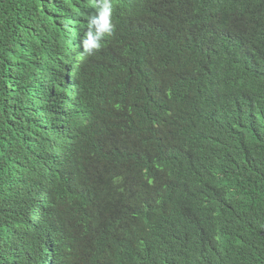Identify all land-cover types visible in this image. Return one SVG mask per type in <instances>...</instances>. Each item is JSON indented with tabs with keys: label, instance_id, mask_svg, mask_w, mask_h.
Masks as SVG:
<instances>
[{
	"label": "trees",
	"instance_id": "trees-1",
	"mask_svg": "<svg viewBox=\"0 0 264 264\" xmlns=\"http://www.w3.org/2000/svg\"><path fill=\"white\" fill-rule=\"evenodd\" d=\"M40 1L0 0V220L22 223L15 209L37 199L38 182L16 190L25 165L4 166L11 122L67 94L58 119L77 180L48 171L49 207L101 264H264V0H112L130 9L91 55L80 39L94 0ZM30 138L52 160L56 139ZM86 244L55 264H86Z\"/></svg>",
	"mask_w": 264,
	"mask_h": 264
},
{
	"label": "clouds",
	"instance_id": "clouds-1",
	"mask_svg": "<svg viewBox=\"0 0 264 264\" xmlns=\"http://www.w3.org/2000/svg\"><path fill=\"white\" fill-rule=\"evenodd\" d=\"M56 1L65 2L66 0ZM40 3L46 6L54 4L52 0H41ZM37 4L38 0H35V5ZM92 5L94 11L89 16L87 28L82 31L83 35L80 39L82 53L89 55L101 49L102 44L114 32L115 19L130 9L119 8L113 11L112 0H94ZM26 19L25 13L21 11L16 20L17 25H20ZM62 66L64 71L62 76H65L67 67L65 64ZM15 67V63H10L6 60L2 70L7 71ZM66 95L65 97L58 96L53 98L50 92L48 98L42 96V102H47L46 105L42 106L36 100V104L32 107V116L22 118L19 125L11 122V126L14 129H9L10 131L8 132H11L9 139L1 144L3 150L9 151V154H6L4 166L9 163V158L12 157L13 165L23 164L25 165L24 169L28 171L16 186V190L19 192L20 189L29 186L31 182H38V190L34 196L37 198L36 202L29 205L28 210H24V206L20 205L14 211L19 212L22 223L16 225L6 220H0V246L8 252L11 264H55L54 261L57 254L62 253L66 256V259H71L75 251L79 250L83 244H86L77 232H67L62 228V219L65 216V211H61L58 208V204L49 207L48 193L52 185L47 182L48 171L62 178L70 186L76 185L77 180L76 170L71 166L72 160L67 157V151L72 147L71 128L58 119L59 113H61V119L64 117ZM54 101L61 103V106L56 105ZM16 110L14 102L8 104V111L11 114ZM218 121L226 129H232L230 119L222 112L218 113ZM86 123L87 120H84L83 124ZM50 130H53L52 135L45 134ZM18 131H23L24 137L29 140V143H26L25 140L22 142V135H19ZM30 134L39 135L45 139H56L52 160L43 163L36 145L30 138ZM14 149H16L15 152ZM64 176H67V179ZM30 189L32 190V185ZM43 193H45V196L41 199ZM69 198L70 195H65L63 202ZM215 201L222 208H229L232 204L230 198L217 197ZM41 204L47 206L48 214L46 217ZM40 225L43 226V239L37 242V229ZM27 247H34L35 252L31 253ZM87 247L86 264H101L96 252L90 246L87 245Z\"/></svg>",
	"mask_w": 264,
	"mask_h": 264
}]
</instances>
